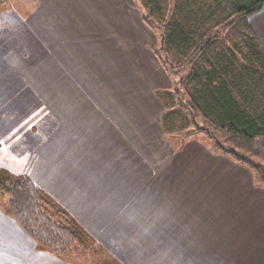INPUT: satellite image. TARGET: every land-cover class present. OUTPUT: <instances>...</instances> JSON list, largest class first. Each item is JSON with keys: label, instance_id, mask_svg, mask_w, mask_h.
I'll return each instance as SVG.
<instances>
[{"label": "crops", "instance_id": "0c3cea01", "mask_svg": "<svg viewBox=\"0 0 264 264\" xmlns=\"http://www.w3.org/2000/svg\"><path fill=\"white\" fill-rule=\"evenodd\" d=\"M49 1L28 22L56 126L36 184L122 264H264V186L199 142L168 139L157 92L177 80L135 0ZM249 21L264 55V4ZM75 250L40 249L0 208V264H85Z\"/></svg>", "mask_w": 264, "mask_h": 264}, {"label": "trees", "instance_id": "16d2710c", "mask_svg": "<svg viewBox=\"0 0 264 264\" xmlns=\"http://www.w3.org/2000/svg\"><path fill=\"white\" fill-rule=\"evenodd\" d=\"M140 1L145 24L159 37L152 50L177 77L174 90L157 92L166 107L164 128L174 112L184 110L192 128L177 136L205 132L214 153L252 170L257 185H263L264 55L249 17L261 10L264 0ZM27 155L26 172L1 181L8 197L4 213L40 249L55 254L92 239L33 180L39 151L32 141Z\"/></svg>", "mask_w": 264, "mask_h": 264}, {"label": "rangeland", "instance_id": "374dc122", "mask_svg": "<svg viewBox=\"0 0 264 264\" xmlns=\"http://www.w3.org/2000/svg\"><path fill=\"white\" fill-rule=\"evenodd\" d=\"M55 1L58 0L49 2ZM35 2L36 0H0V208L4 212L8 197L1 190V181L24 174L29 166L27 154L31 141L39 151L40 145L56 130L55 121L39 98L42 73L38 64L46 50L28 24L35 11ZM37 2L39 5L42 0ZM135 2L143 14L145 9L141 1ZM155 35L158 43L152 48L159 45V37L156 33ZM186 115L184 110L179 109L169 117L165 126L168 139L175 145L187 140L199 142L214 153V143L205 132L177 136V132L192 128ZM45 156L46 161H51L50 151ZM50 170L52 171L51 168ZM75 248L81 249L80 259L85 264H122L93 239H84L83 243L81 239V242L64 254L76 251Z\"/></svg>", "mask_w": 264, "mask_h": 264}]
</instances>
